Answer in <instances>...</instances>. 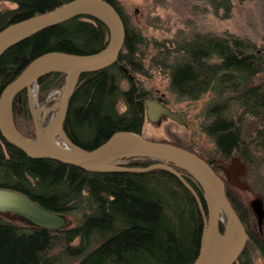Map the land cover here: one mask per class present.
I'll return each instance as SVG.
<instances>
[{
    "label": "trees",
    "instance_id": "1",
    "mask_svg": "<svg viewBox=\"0 0 264 264\" xmlns=\"http://www.w3.org/2000/svg\"><path fill=\"white\" fill-rule=\"evenodd\" d=\"M3 1L15 6L0 7V29L69 0ZM107 1L121 14L124 42L114 64L80 75L64 120L71 140L91 148L117 130L140 133L145 121L143 100L153 93L139 77L152 78L158 71L168 79L173 100L194 102L210 96L202 110L201 131L213 142L219 159L243 156L247 183L258 167L253 160L260 159V164L264 160L254 155L264 149V44L258 46L228 32L157 39L131 26L115 0ZM204 2L211 12L222 10L223 17L230 15L232 0ZM106 40L105 26L89 17L78 16L45 28L0 56V90L42 53H91ZM128 75V87L121 89L119 80ZM63 82V73L42 77L39 103L49 106L52 101L47 102V96ZM12 110L17 130L33 137L25 90L14 98ZM167 143L195 152L180 139ZM124 162L125 166L142 167L157 159L127 157ZM177 169L200 195L198 181ZM247 184L255 188L253 183ZM0 187L19 190L52 211L80 215L79 222L70 218L69 224L56 231L0 215V264H60L71 259L73 264H189L199 249L203 223L199 203L192 190L165 168L91 171L53 158L29 157L0 136ZM225 189L247 221L246 208L232 198L227 184ZM259 190L256 194L264 205L263 182ZM248 237L245 251L232 264H253L254 249L264 261V229L261 235L250 231Z\"/></svg>",
    "mask_w": 264,
    "mask_h": 264
},
{
    "label": "water",
    "instance_id": "2",
    "mask_svg": "<svg viewBox=\"0 0 264 264\" xmlns=\"http://www.w3.org/2000/svg\"><path fill=\"white\" fill-rule=\"evenodd\" d=\"M89 17L102 23L107 31L105 45L91 53L48 51L33 58L22 71L0 90V136L27 156L53 158L91 171H142L155 167L171 171L194 193L203 215L199 249L189 264H232L241 253L247 237L225 191V184L248 188L241 176L246 164L238 155L229 164L221 165L226 178L215 172L211 164L197 153L167 142L145 137L129 130L113 132L104 142L91 148L74 143L64 129L70 99L82 73L104 69L114 64L121 51L125 28L116 8L107 0H69L43 13L9 23L0 29V56L15 44L45 28L75 17ZM63 73L61 88L53 93L50 106L38 103L39 80L51 73ZM25 90L34 136L20 133L13 120L12 104ZM145 121L158 124L169 119L187 127L183 114L163 102V94L143 100ZM144 121V122H145ZM144 126H142L143 128ZM146 156L157 159L147 166H125L127 157ZM198 181L200 196L183 172ZM257 222L264 219L263 199L249 201ZM0 215L28 226L58 230L71 222L63 213L52 211L25 193L11 187H0Z\"/></svg>",
    "mask_w": 264,
    "mask_h": 264
},
{
    "label": "rangeland",
    "instance_id": "3",
    "mask_svg": "<svg viewBox=\"0 0 264 264\" xmlns=\"http://www.w3.org/2000/svg\"><path fill=\"white\" fill-rule=\"evenodd\" d=\"M115 2H117L116 4L131 26L141 28L157 39L174 40L179 39L181 36H191L195 33L221 34L228 32L239 37L248 38L258 46L264 44V0H232V9L228 17H223L222 10L217 13L211 12L204 0H115ZM14 6L15 4L10 1L0 2L1 8H13ZM116 10L119 12L117 8ZM139 78L143 86L153 93L152 97L163 94L164 102L166 101L167 103H165L173 110L181 112L188 125L185 128L169 119H163L158 124L145 121L141 133L149 139L158 141L175 142L177 139H180L182 141L181 144L192 147L201 155L205 153V156L213 155L216 157L213 142L200 128L202 110L209 102L210 96L206 94L194 102L176 101L172 97H169L170 95L167 90L168 79L160 72L156 71L152 78ZM128 84L129 81L126 77H122L119 80L121 89H126ZM59 89L52 90L49 97L47 96L46 101L51 100L53 102V93L55 92L56 95ZM39 105L47 106L46 103H39ZM254 155L264 158V149L258 150L256 153L254 152ZM225 160L228 162L229 158ZM259 160H253L254 163H257L258 167L256 168L254 165V169H256L254 176H251L248 180L246 179L247 183H253L255 188L241 189L227 184L229 191L233 195L231 197L239 202L242 207L246 208L244 218L247 221H243L240 217L245 230L247 229V231L253 233H258L263 227L262 224L257 222L249 205V201L257 196L256 192H260L259 187H261L262 182L264 183V160H262L261 164ZM125 162H123V165ZM245 164L247 163L245 162ZM223 165H225V162ZM256 176L259 177L256 179ZM223 178H226L224 174ZM227 198L229 199L228 196ZM68 215L72 222H79L80 215L78 213L70 212ZM254 256L253 264H264L260 256ZM73 262L71 259L65 260L60 264H73Z\"/></svg>",
    "mask_w": 264,
    "mask_h": 264
},
{
    "label": "flooded vegetation",
    "instance_id": "4",
    "mask_svg": "<svg viewBox=\"0 0 264 264\" xmlns=\"http://www.w3.org/2000/svg\"><path fill=\"white\" fill-rule=\"evenodd\" d=\"M126 72V71H125ZM132 77H130V79H131ZM127 79L129 80V75L127 76ZM154 97H157V95L156 96H150L149 98H154ZM163 102H164V98H163ZM165 103V102H164ZM202 151V150H201ZM203 153V152H202ZM202 158H204L206 161H208L210 164H211V166L213 167V169L215 170V171H217V173H219L221 176H222V174H223V172H222V170H221V165H223L224 164V162H226V160L224 159H219L218 157H215V156H213V155H211V156H205V153H203L202 155L200 154V153H198ZM241 157V159L244 161V162H246L245 161V159L243 158V156H240ZM243 177H244V175H243ZM243 177H242V179H243Z\"/></svg>",
    "mask_w": 264,
    "mask_h": 264
},
{
    "label": "bare ground",
    "instance_id": "5",
    "mask_svg": "<svg viewBox=\"0 0 264 264\" xmlns=\"http://www.w3.org/2000/svg\"><path fill=\"white\" fill-rule=\"evenodd\" d=\"M23 41V40H22ZM14 118V117H13ZM195 153H196V151H195ZM234 155H238L239 157L241 156L240 154H233V155H231L230 157H229V161L228 162H225V165L226 164H229L230 163V161H231V158H232V156H234ZM247 166V165H246ZM215 172H217V171H215ZM249 186V185H248ZM226 190V189H225ZM232 205V204H231ZM236 211V210H235ZM59 213V212H58ZM63 213V212H62ZM63 214H65L67 217L69 216L67 213H63ZM238 214V213H237ZM203 216V215H202ZM264 220V219H263ZM20 224V223H19ZM262 229L258 232V233H255V234H258V235H261V234H263V229H264V221H262ZM22 225V224H21ZM32 227V226H31ZM247 227V226H246ZM48 229V228H47ZM51 230V229H50ZM52 231H56V230H52ZM246 232H247V237H246V241H247V238H250V237H248V235H249V232L250 231H247V229H246ZM201 236V235H200ZM252 236H253V234H252ZM252 240V239H251ZM250 243V242H249ZM199 244H200V239H199ZM245 244H246V242H245ZM247 245H248V243H247ZM245 246V245H244ZM250 246V245H249ZM251 247V246H250ZM244 248V247H243ZM249 248V247H248ZM242 250H244V249H242ZM247 250V249H246ZM253 250V249H252ZM245 251V250H244ZM253 252V256H254V254H255V257L257 256L256 255V253H258L257 252V250L256 249H254V251H252ZM241 253H242V251H241ZM240 253V254H241ZM244 253V252H243ZM249 254V253H248ZM252 254V253H251ZM250 254V255H251ZM242 255V254H241ZM245 255V254H244ZM260 255V254H259ZM241 258V257H240ZM262 258V257H261ZM237 259V258H236ZM238 260V259H237ZM241 260V259H240ZM239 262V261H238ZM238 262H237V264H238ZM253 262V261H252ZM246 263V262H245ZM242 264H243V262H242Z\"/></svg>",
    "mask_w": 264,
    "mask_h": 264
}]
</instances>
